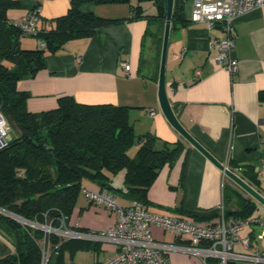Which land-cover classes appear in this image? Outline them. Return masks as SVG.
Listing matches in <instances>:
<instances>
[{
	"label": "crops",
	"instance_id": "1",
	"mask_svg": "<svg viewBox=\"0 0 264 264\" xmlns=\"http://www.w3.org/2000/svg\"><path fill=\"white\" fill-rule=\"evenodd\" d=\"M15 1L16 5L6 11L8 20L18 23L29 11L37 8L39 27H50L54 18L66 13L70 2ZM136 4L137 0H130V3L85 4L84 11L122 20L106 25L94 35L69 39L54 53L47 54L44 68L33 77L17 83L18 89L29 92L27 109L32 112L52 109L63 95L73 96L83 103L126 106L128 119L136 134L154 135L158 147L176 142L182 146L177 157L172 162H165L159 170L148 189L149 202L145 207L155 211H167L182 205L199 210L216 209L223 203V185L228 184L256 204L252 214L246 218L247 223L238 231V236H248L251 247L264 248V235L259 236L262 226L256 220L264 216V205L246 194L186 141L161 111L157 96L160 58L152 37L159 30L160 23L155 19L149 22L145 17L130 18L131 6ZM139 4L144 14L156 13L150 1ZM190 6L189 1L186 5L188 18ZM147 28L153 34L147 35ZM234 28L233 55L237 58V69L233 74L217 62V50L211 47L213 41L226 36L220 24L209 27L206 23L188 21L170 29L165 62L166 91L178 120L190 134L226 167L253 168L258 188L244 179L264 194V100L259 98L260 91L264 90V5L237 16ZM38 42L33 35L21 38L23 48H35ZM122 60L129 64L127 73L120 65ZM149 108L155 109L154 116L148 114ZM137 147L132 145L128 154L133 156ZM111 178L112 185L123 187V176L120 184L115 183L113 175ZM86 181L99 188L96 182L90 180H85L83 186ZM126 200L128 205L131 200ZM87 204L89 208L91 204L88 201ZM84 208L80 202L79 215ZM74 209L75 206L71 213ZM217 219L198 221L211 223ZM70 220L69 215L68 226L71 228L99 230L91 227L102 217L92 214L91 220L82 223L78 220L80 224L76 225ZM115 220L114 217L109 223L112 225ZM157 228L152 227L154 236ZM164 232L165 236L170 234L175 240L171 232ZM0 240L6 245V250L0 255L13 250L12 244L1 232ZM235 249L239 250L240 246L236 245ZM84 250L86 252L78 254L76 259L69 260L68 254H65L66 262L93 264L112 255L115 246L109 242H97ZM168 257L173 264H181V257L172 256L170 252Z\"/></svg>",
	"mask_w": 264,
	"mask_h": 264
},
{
	"label": "trees",
	"instance_id": "2",
	"mask_svg": "<svg viewBox=\"0 0 264 264\" xmlns=\"http://www.w3.org/2000/svg\"><path fill=\"white\" fill-rule=\"evenodd\" d=\"M143 1H150L155 14H144ZM191 0H173L170 29L182 26L190 19L186 5ZM130 18L145 17L158 20L155 38L160 58L166 14V0H137ZM88 3H130V0H70L65 14L52 20L50 27H39L35 48H23L18 23L8 20L6 11L15 0H0V110L9 123L7 145L0 149V208L27 221L60 225L75 206L85 180L94 181L100 190L117 191L124 198L148 205L147 192L165 162H172L181 144H162L150 133L136 134L128 119L127 107L110 103H83L73 96L58 98L56 107L39 112L27 109L29 92L20 90L17 83L33 77L45 67L49 53L58 50L65 41L98 33L103 27L122 18H106L83 10ZM147 35L153 34L147 28ZM144 45V39H143ZM264 100V90L259 93ZM16 128L17 134L11 135ZM137 145L133 156L128 154ZM123 169V187L112 185L111 176ZM240 175L259 186L253 168L244 167ZM110 193V192H109ZM89 202V201H88ZM90 203V202H89ZM225 218L246 219L256 207L255 202L234 187L223 185ZM230 205V206H229ZM233 205L234 207H231ZM188 215L195 220L219 217V206L199 210L192 206L167 209ZM0 232L10 241L13 250L0 255V264H41L42 244L49 243L46 264H71L75 251L88 249L98 241L65 238L38 227L25 224L0 212ZM228 264H234L228 262Z\"/></svg>",
	"mask_w": 264,
	"mask_h": 264
},
{
	"label": "built area",
	"instance_id": "3",
	"mask_svg": "<svg viewBox=\"0 0 264 264\" xmlns=\"http://www.w3.org/2000/svg\"><path fill=\"white\" fill-rule=\"evenodd\" d=\"M190 2L191 22L206 23L209 27L220 24L225 31V38L216 39L211 43V47L217 50V62L233 74L237 69V58L233 55L234 20L250 9L264 5V0H191ZM37 19V8H33L21 18L18 22L20 38L36 33ZM120 65L127 73L128 62L122 60ZM197 73H200L199 70ZM148 114L154 116L155 109L149 108ZM9 129L7 118L0 110V149L8 143ZM231 169L238 175L242 170L241 167ZM82 192L90 204L103 205L115 211L114 225L106 230L83 231L67 226L64 217L60 218L58 227L52 226L51 223L35 222V224L42 225L44 228H40L45 234L54 232L65 238L109 242L115 246L112 255L93 264H173L168 257L171 251L196 256L193 264H228L229 261L234 264H264V248L251 247L248 236H238V231L247 223V220L225 218L222 213V204L219 205L221 215L216 222L201 223L178 212L151 210L136 200H132L128 205H118L111 193L106 190L95 192L83 188ZM0 212L5 213L1 208ZM256 220L262 226V232L259 234L262 237L264 216ZM153 226L162 227L164 231L171 232L177 241L156 239L152 231ZM236 245L240 246L239 250L235 249ZM41 252V264H46L49 256L47 240L43 242Z\"/></svg>",
	"mask_w": 264,
	"mask_h": 264
},
{
	"label": "water",
	"instance_id": "4",
	"mask_svg": "<svg viewBox=\"0 0 264 264\" xmlns=\"http://www.w3.org/2000/svg\"><path fill=\"white\" fill-rule=\"evenodd\" d=\"M172 8H173V0H166V14L162 35V44H161V52H160V61H159V71H158V89L157 96L159 106L164 116L168 120V122L177 130V132L192 146L198 149L204 156H206L213 164H215L219 169L222 170L223 174H225L230 180L239 186L246 194L254 198L256 201L264 205V194H261L259 190L254 188L251 184H249L245 179H243L240 175L235 173L231 168L226 167L224 163H222L219 159H217L211 152H209L195 137H193L190 132L180 123L178 120L169 100L166 91L165 85V62H166V53L168 46V38L170 33V25H171V16H172ZM3 210V209H2ZM7 215L13 218H19V216L14 215L10 212L3 210ZM21 218V217H20ZM20 220V219H19ZM6 250V245L4 242L0 240V252H4Z\"/></svg>",
	"mask_w": 264,
	"mask_h": 264
},
{
	"label": "rangeland",
	"instance_id": "5",
	"mask_svg": "<svg viewBox=\"0 0 264 264\" xmlns=\"http://www.w3.org/2000/svg\"><path fill=\"white\" fill-rule=\"evenodd\" d=\"M17 134V130L16 128H12L11 129V135H16ZM123 169H120L118 171H116V173L113 175V179L115 181V183L120 184L121 182V177L123 176ZM86 189L91 190V191H100V189L89 183V182H85V186ZM111 195L113 196L115 202L118 205H126L127 204V200L126 198H124L120 193H118L117 191H113L110 192ZM82 202L83 206L85 207L81 214L79 215V203ZM92 214L93 215H100L102 217V220L99 221L94 227L91 228H95V229H99V230H106L108 229L110 226L114 225V224H110L109 222H113V218H116V213L113 210H110L109 208L103 206V205H95V204H91L88 208V204H87V199H85L84 195L82 193H80L77 203L75 205V209L73 210V212L70 214V223L71 224H77L79 223V221L82 223L83 221H89L92 219ZM80 218V219H79ZM17 219V218H15ZM21 222L28 224V225H33L34 227H38V228H44L42 225H37L35 224V222H30L27 221L25 219H21L19 218ZM17 219V220H19ZM79 220V221H78ZM80 224V223H79ZM164 230L162 227H158L155 233V237L156 239L159 240H163V239H169L170 241H173L172 239V235L168 234V236H165L164 234ZM66 235V234H65ZM167 237V238H166ZM81 252H86L84 249L83 250H77L75 251L73 258H77L78 254L80 255ZM170 254L172 256H178L182 258L181 264H193V261L196 260V256L194 255H190L188 253L185 252H180V251H171ZM76 263L78 264V262L76 261Z\"/></svg>",
	"mask_w": 264,
	"mask_h": 264
}]
</instances>
